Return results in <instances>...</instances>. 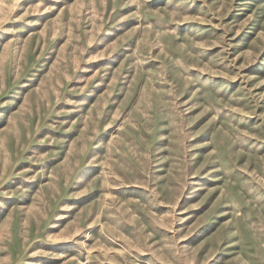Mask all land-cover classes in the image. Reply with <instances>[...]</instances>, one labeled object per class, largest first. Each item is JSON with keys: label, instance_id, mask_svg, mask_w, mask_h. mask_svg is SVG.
I'll use <instances>...</instances> for the list:
<instances>
[{"label": "rangeland", "instance_id": "obj_1", "mask_svg": "<svg viewBox=\"0 0 264 264\" xmlns=\"http://www.w3.org/2000/svg\"><path fill=\"white\" fill-rule=\"evenodd\" d=\"M0 264H264V0H0Z\"/></svg>", "mask_w": 264, "mask_h": 264}]
</instances>
